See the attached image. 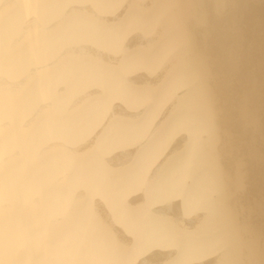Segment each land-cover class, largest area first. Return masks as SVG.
Returning <instances> with one entry per match:
<instances>
[{"label": "bare ground", "instance_id": "6f19581e", "mask_svg": "<svg viewBox=\"0 0 264 264\" xmlns=\"http://www.w3.org/2000/svg\"><path fill=\"white\" fill-rule=\"evenodd\" d=\"M0 264H264V0H0Z\"/></svg>", "mask_w": 264, "mask_h": 264}]
</instances>
